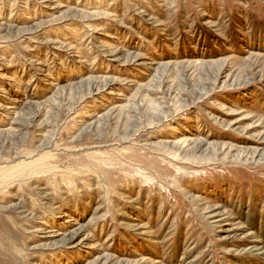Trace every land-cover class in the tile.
<instances>
[{
    "label": "rangeland",
    "instance_id": "obj_1",
    "mask_svg": "<svg viewBox=\"0 0 264 264\" xmlns=\"http://www.w3.org/2000/svg\"><path fill=\"white\" fill-rule=\"evenodd\" d=\"M4 166L0 264H264V0H0Z\"/></svg>",
    "mask_w": 264,
    "mask_h": 264
},
{
    "label": "bare ground",
    "instance_id": "obj_2",
    "mask_svg": "<svg viewBox=\"0 0 264 264\" xmlns=\"http://www.w3.org/2000/svg\"><path fill=\"white\" fill-rule=\"evenodd\" d=\"M25 165V164H24ZM14 167H7V166H4V167H0V184L3 183V181L5 182H9L11 180V178L13 177V175H8V176H3L2 174L3 173H10L11 170H13ZM6 184V183H5Z\"/></svg>",
    "mask_w": 264,
    "mask_h": 264
}]
</instances>
